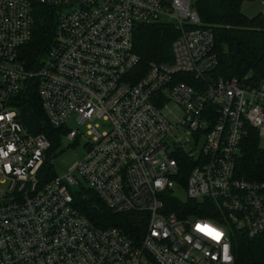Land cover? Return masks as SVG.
<instances>
[{
    "label": "built area",
    "instance_id": "2783aa9c",
    "mask_svg": "<svg viewBox=\"0 0 264 264\" xmlns=\"http://www.w3.org/2000/svg\"><path fill=\"white\" fill-rule=\"evenodd\" d=\"M36 1L59 15L54 43L29 70L20 51ZM192 3L0 0V264H235L236 231L264 233V181L236 175L247 127L264 136V82L212 75L214 32ZM153 22L178 30L174 59L139 76L135 29ZM34 84L48 123L87 139L85 157L48 181L51 143L44 128L29 131L18 101ZM75 172L112 212L145 214L141 240L75 207ZM173 199L211 202V218H182Z\"/></svg>",
    "mask_w": 264,
    "mask_h": 264
},
{
    "label": "trees",
    "instance_id": "16d2710c",
    "mask_svg": "<svg viewBox=\"0 0 264 264\" xmlns=\"http://www.w3.org/2000/svg\"><path fill=\"white\" fill-rule=\"evenodd\" d=\"M246 0H193L192 6L203 24L212 28L215 36L214 51L218 55V66L212 71L215 77L238 78L253 85L264 82V14L249 17L242 11ZM59 8L34 3L33 36L25 45L20 55L26 61L29 70H38L43 58L55 40ZM178 30L173 24L164 22L139 23L135 29V52L140 61L139 76L145 74L152 63H171L174 59L173 43L178 37ZM194 84L191 76H180ZM187 77V78H186ZM19 104L30 108L45 123L43 132L47 135L51 150L58 138L66 133L63 128H56L47 121L37 85L29 87L21 96ZM50 151V150H49ZM49 155V152H48ZM195 164L186 162L181 169L187 179L191 167ZM236 175L250 181H264V149L260 145V135L251 126L240 144L236 159ZM57 176L50 157L47 158L41 172L43 180ZM75 207L85 214L97 227H118L133 241L141 240L147 226V217L141 212L114 213L92 188L83 187L73 192ZM171 212L180 217L199 215L211 218L213 203L200 201H170ZM235 264H264V233L249 237L244 232L236 231L234 236Z\"/></svg>",
    "mask_w": 264,
    "mask_h": 264
},
{
    "label": "rangeland",
    "instance_id": "374dc122",
    "mask_svg": "<svg viewBox=\"0 0 264 264\" xmlns=\"http://www.w3.org/2000/svg\"><path fill=\"white\" fill-rule=\"evenodd\" d=\"M264 9V0H246L242 4V11L249 17L259 15ZM176 114L181 117L182 112L177 109ZM106 129L102 126L101 130ZM186 136V135H184ZM260 145L264 149V136H260ZM87 154V139L84 137L71 140L67 137V133H63L54 146L53 150L50 149L48 157L54 166L56 174L63 176L70 172L72 167L82 160ZM78 179V183L72 187V191H79L83 187L90 188L83 177L78 173H74ZM182 198H186L185 193H181Z\"/></svg>",
    "mask_w": 264,
    "mask_h": 264
},
{
    "label": "water",
    "instance_id": "95a60500",
    "mask_svg": "<svg viewBox=\"0 0 264 264\" xmlns=\"http://www.w3.org/2000/svg\"><path fill=\"white\" fill-rule=\"evenodd\" d=\"M21 115L31 133L37 134L44 128V122L30 108L23 107Z\"/></svg>",
    "mask_w": 264,
    "mask_h": 264
},
{
    "label": "clouds",
    "instance_id": "9594fccd",
    "mask_svg": "<svg viewBox=\"0 0 264 264\" xmlns=\"http://www.w3.org/2000/svg\"><path fill=\"white\" fill-rule=\"evenodd\" d=\"M202 231H208L210 235H214L215 238L218 240L220 238V234L219 233H214L209 229H202Z\"/></svg>",
    "mask_w": 264,
    "mask_h": 264
}]
</instances>
